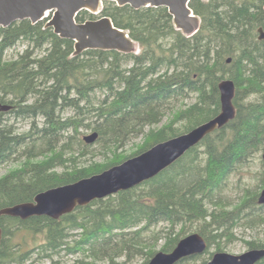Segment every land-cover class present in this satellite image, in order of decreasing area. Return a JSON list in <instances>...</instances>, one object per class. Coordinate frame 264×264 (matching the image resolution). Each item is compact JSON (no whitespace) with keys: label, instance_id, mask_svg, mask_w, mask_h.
Here are the masks:
<instances>
[{"label":"trees","instance_id":"trees-1","mask_svg":"<svg viewBox=\"0 0 264 264\" xmlns=\"http://www.w3.org/2000/svg\"><path fill=\"white\" fill-rule=\"evenodd\" d=\"M190 7L202 23L189 38L165 7L134 10L106 1L102 16L129 33L139 54L89 50L75 57V43L46 28V21L0 28V102L13 106L0 114V168L21 164L0 178V211L100 174L215 118L225 79L235 82L237 108L234 121L142 185L59 220L0 217V264H69L63 254L80 257L72 264H130L136 256L148 264L158 252L171 253L197 224L208 249L178 264H208L212 247L220 252L222 242L236 240L239 225L264 232L259 193L246 188L232 210L220 199L229 180L264 152V0H192ZM98 18L82 11L77 21ZM19 44L24 51L7 60ZM190 97L194 103L158 127ZM7 116L29 122V130L18 132ZM87 130L99 134L93 145L84 141ZM141 136L142 145L125 154V146ZM101 153L104 161L96 162ZM259 174L263 186L264 168ZM23 231L40 235L43 243L17 250L24 244L14 239ZM248 245L264 248L261 240Z\"/></svg>","mask_w":264,"mask_h":264},{"label":"water","instance_id":"water-1","mask_svg":"<svg viewBox=\"0 0 264 264\" xmlns=\"http://www.w3.org/2000/svg\"><path fill=\"white\" fill-rule=\"evenodd\" d=\"M106 1H113L119 7L131 6L134 10L165 7L173 17L176 29L189 38L196 35L201 28V19L190 7L192 0H0V28H8L24 20L31 21L33 25L46 21V28L53 29L60 38L75 43V57L89 50L139 54V44L129 33L116 27L111 18L102 16ZM82 11L99 18L79 23L77 17ZM259 33V39L264 40L262 28ZM219 90L222 109L215 118L100 174L40 193L34 202L3 208L0 217L8 216L23 221L33 217L59 220L79 207L133 189L156 178L209 135L236 119L235 82L225 79L219 84ZM12 108V105L0 102V114L7 113ZM98 138L99 134L94 132L85 136L84 141L93 145ZM262 159L264 161V153ZM258 203L264 205V189L259 195ZM2 241L3 231L0 227V248ZM207 249L208 244L204 237L192 234L182 239L171 253L158 252L148 264H178L188 257L203 255ZM262 260L264 248L251 249L242 255L215 253L208 264H258Z\"/></svg>","mask_w":264,"mask_h":264},{"label":"rangeland","instance_id":"rangeland-1","mask_svg":"<svg viewBox=\"0 0 264 264\" xmlns=\"http://www.w3.org/2000/svg\"><path fill=\"white\" fill-rule=\"evenodd\" d=\"M87 20H91V19H87ZM25 48H26L25 45L19 44L15 49L9 50L6 53V59L7 60L16 59L18 55L24 51ZM194 102H195V98L190 97L184 101H181L175 104L174 107L166 113V116L162 124H160L158 127H162L163 125L168 124L175 117V115L179 113L180 110L184 109L186 106H189L190 104ZM72 114H73V111H69L67 116L70 117V115ZM5 121H7L9 124H13L15 128L17 129V131L20 133H24L29 130V122L27 121L15 120L13 116H10V117L7 116ZM177 126L179 128L181 127L182 129L183 124L180 123ZM91 133L92 131L90 130L85 131L84 137L87 135H90ZM143 142H144V136L134 138L132 141H130L125 146L124 153L130 154V153L135 152L138 149V147L142 145ZM263 153L264 152L260 153L258 160L255 162V164L252 167H247L246 169L238 172L235 176L231 178V180H229L226 186V189L223 191V194L220 198V199H223L226 204L228 203L231 206L228 208V210L234 209L235 206H237L241 202V198L244 196L246 188H250L252 189L253 192H256L259 194L264 189V185L260 186L261 182L259 181V177L257 178L255 176V174H259L264 168L263 167L264 161L262 159ZM104 158H105L104 154L101 153V154H98L94 160L96 162H103ZM20 165H21L20 162H17L16 160L3 165L0 168V178L5 176L8 172L15 170L16 168H19ZM219 196L220 195H217L216 198H218ZM199 226L200 225L197 224L193 228V230H189L186 237L192 234H200L199 232H196ZM234 235H235L236 240L222 242L220 252L228 253L231 255H242L249 250V245H248L249 242L254 241V240H261L264 242V232L261 229H251L247 225L245 226V224L239 225L236 228ZM14 240H15V243L17 244L18 243L24 244V247L22 246L21 248L17 249L19 251L33 249L35 247H39V245L43 243L42 237L40 235L37 236L34 233H30L26 231L20 232L15 237ZM162 245H163V242H160L159 245L157 246V249L160 250ZM211 253H214V254L219 253L218 246H213L211 249ZM206 258L209 259L210 254H207ZM79 259H80L79 256H72V255L67 256L64 254L61 256V260L64 263H69V264H72L78 261ZM125 260H126L125 257L120 259L121 262H125ZM210 260L211 259H209V261ZM144 261L145 259L143 256H136L134 259H132V261H130V264H142ZM38 264H52V263L49 259H44V260H41Z\"/></svg>","mask_w":264,"mask_h":264},{"label":"bare ground","instance_id":"bare-ground-1","mask_svg":"<svg viewBox=\"0 0 264 264\" xmlns=\"http://www.w3.org/2000/svg\"><path fill=\"white\" fill-rule=\"evenodd\" d=\"M133 69V68H132Z\"/></svg>","mask_w":264,"mask_h":264}]
</instances>
